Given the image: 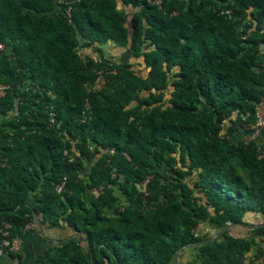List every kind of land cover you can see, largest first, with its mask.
I'll list each match as a JSON object with an SVG mask.
<instances>
[{
  "label": "trees",
  "instance_id": "1",
  "mask_svg": "<svg viewBox=\"0 0 264 264\" xmlns=\"http://www.w3.org/2000/svg\"><path fill=\"white\" fill-rule=\"evenodd\" d=\"M0 43V244L37 221L70 231L36 264H264V142L239 132L264 0H0Z\"/></svg>",
  "mask_w": 264,
  "mask_h": 264
},
{
  "label": "built area",
  "instance_id": "2",
  "mask_svg": "<svg viewBox=\"0 0 264 264\" xmlns=\"http://www.w3.org/2000/svg\"><path fill=\"white\" fill-rule=\"evenodd\" d=\"M75 1H79V0H75ZM146 1L152 2L157 5H160L161 3V0H146ZM67 12L70 14V8L67 9ZM3 47H4V44L0 43V48H3ZM261 49L263 50V47H261ZM103 82L104 81L96 82V87L97 88L102 87L104 84ZM24 86L28 87L29 85L24 83ZM9 87L10 85L8 83L0 81V97L5 95ZM87 87L89 90L91 89L90 86H87ZM87 105L89 106V101H87ZM53 121H54V117L51 116L50 122H53ZM263 129H264V95L260 98L259 102L256 105V110L254 113L253 120L247 123H243V125L240 127L239 132L242 133V138L245 143L251 140H257L259 142V136L261 132L263 131ZM261 150L264 151V148H262ZM110 151L114 152V148H112ZM65 179L66 177H64V179L60 183L56 184V189L58 191H61L63 189V186L65 184ZM142 184L144 185L142 190L145 191L146 190L145 182H143ZM35 224H36L35 221H31L26 224L25 229L26 230L32 229L35 226ZM11 227H12V224L10 222L8 221L3 222V226L1 228L3 238L0 244V264H4L3 257L5 253L7 251L14 250L15 248L18 247L20 243L21 237L15 236L11 238ZM236 264H247V262L243 261V262H239Z\"/></svg>",
  "mask_w": 264,
  "mask_h": 264
},
{
  "label": "crops",
  "instance_id": "3",
  "mask_svg": "<svg viewBox=\"0 0 264 264\" xmlns=\"http://www.w3.org/2000/svg\"><path fill=\"white\" fill-rule=\"evenodd\" d=\"M108 46H114V43L108 42L104 45V49ZM5 117L0 115V125ZM264 140V131L262 134ZM35 226L27 230L25 235L20 238V243L14 250L7 251L3 257L4 264H36L37 256L46 248L58 242L60 238L68 236L69 229L59 227H43L39 228L37 221ZM182 260L189 258L187 255L181 257Z\"/></svg>",
  "mask_w": 264,
  "mask_h": 264
},
{
  "label": "rangeland",
  "instance_id": "4",
  "mask_svg": "<svg viewBox=\"0 0 264 264\" xmlns=\"http://www.w3.org/2000/svg\"><path fill=\"white\" fill-rule=\"evenodd\" d=\"M107 48H109V49H106L105 52L107 53V55H111V56L118 54V50H120V49L123 50V47H118V46H108ZM263 142H264V140H263ZM140 186L142 189L144 185L140 183ZM247 220L253 221V222H258L261 220V217L258 215L250 214V215H248Z\"/></svg>",
  "mask_w": 264,
  "mask_h": 264
},
{
  "label": "water",
  "instance_id": "5",
  "mask_svg": "<svg viewBox=\"0 0 264 264\" xmlns=\"http://www.w3.org/2000/svg\"><path fill=\"white\" fill-rule=\"evenodd\" d=\"M78 234H75V235H73V236H77ZM202 241V240H201ZM185 246H187V245H184L183 247H180V248H178L176 251H175V254H174V257H173V260H172V264H174L175 263V261H176V259H177V255H178V252L182 249V248H184Z\"/></svg>",
  "mask_w": 264,
  "mask_h": 264
},
{
  "label": "clouds",
  "instance_id": "6",
  "mask_svg": "<svg viewBox=\"0 0 264 264\" xmlns=\"http://www.w3.org/2000/svg\"><path fill=\"white\" fill-rule=\"evenodd\" d=\"M146 1V0H145ZM148 2V1H147ZM161 2H162V0H161ZM150 3H152V2H150ZM154 4V3H153ZM161 4V3H160ZM263 131H264V129H263ZM263 131L261 132V134H260V136H259V141H263V139H262V134H263Z\"/></svg>",
  "mask_w": 264,
  "mask_h": 264
}]
</instances>
